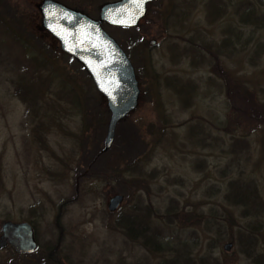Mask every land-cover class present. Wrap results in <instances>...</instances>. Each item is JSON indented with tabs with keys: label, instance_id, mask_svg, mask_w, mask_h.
I'll return each instance as SVG.
<instances>
[{
	"label": "rangeland",
	"instance_id": "1",
	"mask_svg": "<svg viewBox=\"0 0 264 264\" xmlns=\"http://www.w3.org/2000/svg\"><path fill=\"white\" fill-rule=\"evenodd\" d=\"M41 1L0 0L17 34L0 25V226L30 223L44 253L57 247L53 264H264V120L242 117L240 95L228 101L229 83L264 105V0H217L211 18L214 0H154L136 28L108 27L140 96L117 126L131 143L100 157L106 104L42 29ZM54 1L96 19L116 0ZM238 185L245 193L233 200ZM128 223L150 237L159 230L160 246L130 240ZM10 256L0 251V264Z\"/></svg>",
	"mask_w": 264,
	"mask_h": 264
},
{
	"label": "water",
	"instance_id": "2",
	"mask_svg": "<svg viewBox=\"0 0 264 264\" xmlns=\"http://www.w3.org/2000/svg\"><path fill=\"white\" fill-rule=\"evenodd\" d=\"M151 1L143 0L141 7L137 6V0L105 4L96 20L52 0H44L38 6L42 29L59 43L63 53L83 66L106 101L110 117L102 153L110 149L117 124L136 109L140 94L130 61L116 41L104 31L102 24L133 29ZM122 202L121 195L109 198L107 211L115 212ZM1 233L0 249L7 244L18 254H31L37 249L33 230L27 223L5 222ZM223 249L229 251L231 244H226Z\"/></svg>",
	"mask_w": 264,
	"mask_h": 264
},
{
	"label": "trees",
	"instance_id": "3",
	"mask_svg": "<svg viewBox=\"0 0 264 264\" xmlns=\"http://www.w3.org/2000/svg\"><path fill=\"white\" fill-rule=\"evenodd\" d=\"M246 6V7H245ZM244 6V8H246L245 9V14H244V16H245V18L246 19H249L250 17H252L253 16V14H254V12H253V7H254V3L253 4H246ZM249 7H251V9L249 8ZM208 9H209V13H210V15H209V17L211 18L212 17V15L213 16H215V15H217V17L220 15V12H221V9H220V6H219V3L217 2V0L215 1H211L210 3H209V5H208ZM5 13H8L7 15H9V16H11L13 19V21H16L15 23L16 24H20V20H18L17 18H15V16L13 15V14H11V6H5ZM208 13V14H209ZM1 14V13H0ZM0 17H1V15H0ZM244 18V19H245ZM6 19V18H5ZM12 24V25H11ZM0 25L2 26V29L4 30V33L6 32V31H8V32H10L12 35H14V36H16L17 34H13V30L11 29L10 30V28H13L14 27V24L13 23H10V22H8V23H5V22H2V20L0 19ZM19 28H21V29H23V31H24V28L21 26V27H19ZM6 30V31H5ZM106 30H107V32L109 33V31H110V29L108 28V27H106ZM26 33V32H25ZM110 34V33H109ZM15 38H17V37H15ZM229 41V40H228ZM228 41H227V43H228ZM226 42V41H225ZM226 43V44H227ZM1 44H3V43H1ZM120 44V43H119ZM5 45V44H4ZM121 45V44H120ZM225 47H230V44L228 43V45H224ZM23 50H24V52H28L29 53V57H34L35 55H34V53H33V49L35 50V48H34V46H32V45H29V46H26V47H24V48H22ZM0 50H1V48H0ZM40 55H41V53H40ZM128 55V54H127ZM68 57V59L69 60H71L72 62H75L72 58H70L69 56H67ZM42 61V60H41ZM40 61V62H41ZM76 63V62H75ZM33 64H35V63H33ZM77 64V66L84 72V74H85V71L83 70V68L78 64V63H76ZM36 67V66H35ZM25 69V68H24ZM23 69V70H24ZM37 69V68H36ZM29 71H31L29 68H28V72ZM38 71V70H37ZM23 73H24V71H23ZM22 75H25V73L24 74H22ZM85 75H87V74H85ZM27 76V75H26ZM87 78H88V76H87ZM23 79H26L25 77L23 78L22 77V80ZM90 80V79H89ZM26 81V80H25ZM90 83L92 84V82L90 81ZM170 84V83H169ZM25 86H28L27 84L25 85H23V88L25 87ZM22 87V84H21V81L20 82H18V86H17V90L19 89V88H21ZM25 88H27V87H25ZM91 89H93L94 90V92H95V94H97V96L99 97V99L100 98H102L97 92H96V90H95V88L93 87V84H92V86H91ZM16 90V92H18ZM20 91H21V89H20ZM231 91V92H230ZM186 92V90H185V88L184 87H180V89L178 88L177 89V93H178V95L183 99L184 98V96H182L181 94H184ZM247 92H248V90L247 89H245V88H242V87H240L239 85H236L235 86V84H229L228 83V94H230V96H228V101H229V106H232V102H233V98H235V97H237V95H240V97H241V99H242V102L244 103V105L245 106H250V107H245L244 105V109L243 110H240V114H242V117H246L247 119H248V121H251L252 123H253V121H255V122H259V121H262V120H264V116H263V114H264V105H260V104H257V102L256 101H254L253 99H252V94L251 95H247ZM28 91L26 90H24V95L26 96H28ZM26 96V97H27ZM253 104V105H252ZM239 111V110H238ZM242 111H244V113L242 112ZM252 115H254V116H252ZM105 116H109V113H108V111L106 112V114H105ZM263 116V117H262ZM101 117H102V115H101ZM258 124H260V123H258ZM101 126V128L104 130V125H100ZM99 126V127H100ZM125 130V127H123V125H120L117 129H116V136H115V141H114V144H113V146L114 147H118V146H121V144H120V142H123V141H125V139H126V142H127V144H130L131 142V138H130V134L127 132V131H124ZM128 131H130V130H128ZM130 132H132V133H134L135 134V131H130ZM136 135V134H135ZM231 143L233 144V146L234 147H239V148H241V150L242 149H247V146H248V144L246 143V142H239V141H235V139H233V141H231ZM122 147V146H121ZM113 149V148H112ZM111 149V150H112ZM108 153V152H107ZM98 155V157H100L99 155H101V153H98L97 154ZM102 155H106V153L105 154H102ZM101 155V156H102ZM95 160H91V162L93 163V164H95V162H94ZM244 187V186H243ZM244 188H242V186L240 185H238V186H236L235 187V189H233V194H232V196L231 197H233V200L235 199V198H238V199H240V200H242L243 199V193H245V191L243 190ZM121 192V191H120ZM131 218L132 217H130V219L128 220L129 222H132L133 223V221L131 220ZM126 220V219H125ZM124 220V221H125ZM133 220H135L134 219V217H133ZM123 220H122V218H120L119 219V222L120 223H123L124 222ZM135 224V223H134ZM129 225H131V224H129L128 223V226H126L125 227V230H127V232L125 233L126 235H127V237L130 239V240H138L139 238H143L144 237V244H143V246H148L149 247V244H150V248L151 247H153V246H160V244H159V241H160V234H159V230L156 232V234L154 235V236H152V237H150L149 235L147 236L146 235V231H144V230H139L138 232L137 231H135V227H133V226H129ZM148 232V231H147ZM148 234H149V232H148ZM156 239V240H155ZM57 251H58V249H57V247L53 250V251H50V252H47V253H44L43 252V250H42V248H40V247H38V249H37V251L34 253V254H31V255H23V256H21V255H17V254H15L14 252H12L11 253V256L9 257L10 259H9V261H7V264H53L54 263V261H55V259L57 258L56 256H58L59 255V252L57 253ZM153 251V250H152ZM156 252V251H155ZM59 258V257H58ZM56 262V261H55Z\"/></svg>",
	"mask_w": 264,
	"mask_h": 264
},
{
	"label": "snow or ice",
	"instance_id": "4",
	"mask_svg": "<svg viewBox=\"0 0 264 264\" xmlns=\"http://www.w3.org/2000/svg\"><path fill=\"white\" fill-rule=\"evenodd\" d=\"M142 4H143V0H137V6H138V7H141Z\"/></svg>",
	"mask_w": 264,
	"mask_h": 264
},
{
	"label": "flooded vegetation",
	"instance_id": "5",
	"mask_svg": "<svg viewBox=\"0 0 264 264\" xmlns=\"http://www.w3.org/2000/svg\"><path fill=\"white\" fill-rule=\"evenodd\" d=\"M0 235H1V233H0Z\"/></svg>",
	"mask_w": 264,
	"mask_h": 264
}]
</instances>
